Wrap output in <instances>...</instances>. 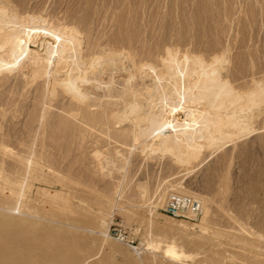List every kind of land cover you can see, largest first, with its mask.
Returning a JSON list of instances; mask_svg holds the SVG:
<instances>
[{"label":"rangeland","instance_id":"1","mask_svg":"<svg viewBox=\"0 0 264 264\" xmlns=\"http://www.w3.org/2000/svg\"><path fill=\"white\" fill-rule=\"evenodd\" d=\"M3 7L10 18L73 28L83 65L100 64L95 78L68 84L60 75L47 87L29 58L0 50V219L8 222L0 246L19 245L21 258L45 264L68 259L73 247L83 264H264L263 117L235 137L213 130L201 143L183 141L174 158L154 153L149 139L134 143L128 121L113 124L98 105L126 83L145 90L174 79L160 75L184 58L223 59L216 95L236 69L252 87L264 78V0H0ZM171 193L202 201L198 221L162 212ZM118 228L134 249L113 239ZM181 230L188 240L173 233ZM172 242L184 262L164 257Z\"/></svg>","mask_w":264,"mask_h":264},{"label":"bare ground","instance_id":"2","mask_svg":"<svg viewBox=\"0 0 264 264\" xmlns=\"http://www.w3.org/2000/svg\"><path fill=\"white\" fill-rule=\"evenodd\" d=\"M5 10L4 7L0 8V50L9 49L12 53L19 52L29 58L28 67L34 79L35 77L47 79V87H49L60 75L65 82L72 84L76 83L74 81L76 78L80 82L87 81L90 75L95 78L99 73L95 70L100 64L97 59L86 67L83 65L82 41L78 31L73 28H64L61 32H57L52 28H47L46 21L41 18L28 16L18 20L19 17L16 19L11 16L10 18ZM223 63L221 57L214 58L209 63L200 58L189 63L184 58L181 66L169 68L166 74L160 75L166 77L173 72L174 79L172 80H165L162 83H158V80L151 88L148 87L145 90L142 87H134L131 83H126L120 92L108 90L107 99L103 102L98 101L99 107L103 109L102 117H107L108 120L112 117L113 124L118 125L128 121L127 128L132 132L131 137L134 143L149 139L156 145L154 153L156 150L158 153H170L174 158L183 156L178 148L179 143L183 141L192 144L201 143L205 137L210 136L213 130L218 131L220 135L233 134L234 137L237 134L248 132L255 126L256 118L263 117L264 119V111L257 116L258 109L264 102V78L251 80L249 86L252 87H248L247 82H239L244 78V76L240 77L241 72L237 69L232 70L225 83L229 87L227 86L228 88L222 94L216 95L215 91L221 72L219 65ZM237 73L240 75H236ZM260 73L262 71H253L249 75L254 76ZM52 93L51 96H53ZM200 202L203 205L201 200ZM203 210L202 206V212ZM0 223L7 224L8 222L2 218ZM168 230L170 232V229ZM173 233L189 237V234L184 231H173ZM145 245L151 250L158 249V246L151 242ZM168 245L172 247L164 251V257L175 263L184 262L185 257L180 255V251L175 248V243L167 244L163 249ZM18 246L1 245L0 264H45L38 260L28 262L21 258L24 257L25 250ZM72 252H75L74 247L68 259L61 260L60 257L57 260L46 261V264H49L48 262H52L51 264H83L79 255H74Z\"/></svg>","mask_w":264,"mask_h":264},{"label":"built area","instance_id":"3","mask_svg":"<svg viewBox=\"0 0 264 264\" xmlns=\"http://www.w3.org/2000/svg\"><path fill=\"white\" fill-rule=\"evenodd\" d=\"M162 212L172 220L195 222L202 214V204L195 197L171 193L165 200ZM111 235L117 242L135 248V240L123 228L114 229Z\"/></svg>","mask_w":264,"mask_h":264}]
</instances>
